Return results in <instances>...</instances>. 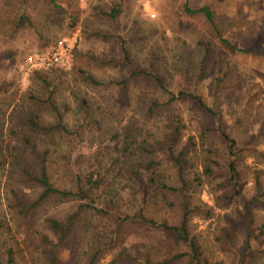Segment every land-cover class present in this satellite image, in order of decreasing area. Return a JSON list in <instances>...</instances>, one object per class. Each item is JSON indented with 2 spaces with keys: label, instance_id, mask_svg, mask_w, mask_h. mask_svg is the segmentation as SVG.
<instances>
[{
  "label": "trees",
  "instance_id": "1",
  "mask_svg": "<svg viewBox=\"0 0 264 264\" xmlns=\"http://www.w3.org/2000/svg\"><path fill=\"white\" fill-rule=\"evenodd\" d=\"M51 3L56 5V0ZM114 12L116 16L118 11ZM193 13L204 14L217 29L209 8ZM217 37L223 45L241 51L219 33ZM204 53L198 76L186 79L193 89L189 92L170 91L155 64L150 71H133L134 77L125 80L103 81L81 70L78 79L86 93L76 97L71 121V106L62 101V76L56 71L38 73L40 92L30 93V103L15 106L8 119L6 110L0 117V169L9 165L11 175L18 173L27 190L21 191L22 197L15 192L8 213L0 214V245L3 243L5 249L2 264H19L18 259L24 264H99L107 257H111L110 264H226L210 260L190 229L197 190L204 186V177L215 179L214 166L218 163L204 158V172H194L192 177L198 158L190 154L197 155L200 145L193 135L180 148L185 137L180 116L171 120L168 132L155 141L156 145L143 139V131L136 126L158 119L180 101H192L208 120L217 121V111L195 92L208 74L210 51ZM93 60L102 67L99 59ZM133 78L137 79L131 81ZM138 80L152 87L140 97L130 91L132 83L140 84ZM6 92L0 86V93ZM131 110L135 120H126ZM44 111L50 120L42 117ZM197 132L201 141L207 138L206 127ZM218 134L230 157L226 187L236 189L240 198L238 145L222 129ZM60 141L66 150L62 158H57ZM191 147L195 151L191 152ZM208 152L209 156L213 154ZM255 202L264 206L259 197L247 204ZM66 203L74 206L72 213L64 218L46 213L40 221L50 204ZM171 214L177 222L169 220ZM243 219L247 239L242 247L226 229L216 241L221 251L232 256V264H247L256 255L264 264V224L257 233L247 212ZM38 225L41 228L37 230ZM69 242L71 249L64 263L61 249Z\"/></svg>",
  "mask_w": 264,
  "mask_h": 264
},
{
  "label": "rangeland",
  "instance_id": "2",
  "mask_svg": "<svg viewBox=\"0 0 264 264\" xmlns=\"http://www.w3.org/2000/svg\"><path fill=\"white\" fill-rule=\"evenodd\" d=\"M202 8H209L214 14L216 30L204 14L193 13ZM114 11H118L116 16ZM217 33L241 51L223 45ZM60 40H67L72 48L61 68L47 71L28 62L31 56H47ZM206 49L210 51L208 74L195 92L217 111V121L208 120L192 101H180L158 119L136 126L143 131V139L156 145L155 141L168 132L171 120L180 116L185 126L180 148L193 135L200 145L197 155L190 154L198 158L192 177L194 172H204V158L218 163L214 166L215 179L204 177V186L197 190L190 229L210 260L232 264V256L221 251L216 241L222 229L230 230L242 247L247 239L243 214L247 212L257 233L264 224V206L258 202L247 204L255 197L264 200V0H56V5L51 0H0V86L7 91L0 93V117L6 110L8 119L15 106L28 105L30 93L41 90L38 73L52 71L64 80L61 96L71 106L70 121L75 115L76 97L86 93L78 79L81 70H88L103 81L125 80L134 77L133 71H150L155 64L170 91L189 92L193 89L186 79L198 76ZM93 58L99 59L102 67ZM138 81L140 84L132 83L130 91L140 97L152 87L144 80ZM45 116L50 120L44 111L42 117ZM131 119L135 120L132 110L126 117ZM204 127L207 138L201 141L197 129ZM220 129L238 145L240 198L236 189L226 187L230 157L218 134ZM12 141L18 144L17 139ZM60 144L57 158H62L66 150L62 141ZM209 150L213 152L210 156ZM10 170L9 165L0 169L1 215L8 213L15 192L19 197L22 190L27 192L18 173L11 175ZM73 210L70 203L50 204L40 221L46 213L64 218ZM169 220L177 222L173 214ZM3 245L0 264L4 260ZM70 245L71 242L61 249L64 263L68 261ZM257 258H250L247 264H262ZM110 260L107 257L99 264H110ZM18 262L24 264L21 259Z\"/></svg>",
  "mask_w": 264,
  "mask_h": 264
},
{
  "label": "built area",
  "instance_id": "3",
  "mask_svg": "<svg viewBox=\"0 0 264 264\" xmlns=\"http://www.w3.org/2000/svg\"><path fill=\"white\" fill-rule=\"evenodd\" d=\"M151 17H155L154 14ZM72 50L67 40H60L56 43L55 49L47 56H31L28 62L42 69H50L55 66L64 65L65 57Z\"/></svg>",
  "mask_w": 264,
  "mask_h": 264
}]
</instances>
